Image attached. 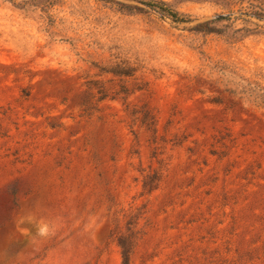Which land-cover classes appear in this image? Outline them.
Returning a JSON list of instances; mask_svg holds the SVG:
<instances>
[{"label": "rangeland", "instance_id": "1", "mask_svg": "<svg viewBox=\"0 0 264 264\" xmlns=\"http://www.w3.org/2000/svg\"><path fill=\"white\" fill-rule=\"evenodd\" d=\"M121 1L0 0V264H264V18Z\"/></svg>", "mask_w": 264, "mask_h": 264}, {"label": "trees", "instance_id": "2", "mask_svg": "<svg viewBox=\"0 0 264 264\" xmlns=\"http://www.w3.org/2000/svg\"><path fill=\"white\" fill-rule=\"evenodd\" d=\"M31 0H23L22 5H26L30 2ZM58 0H33V5L34 6H41L44 10H47L49 7H51L53 4H55ZM113 1L115 3L120 4L121 8L125 9H130V8H135V6L124 3L121 0H109ZM205 1H211L214 3H219L227 6H234L238 5L239 8L238 10L241 13H246L252 16H257L260 18H264V0H205ZM146 3V2H142ZM20 5V3H19ZM146 5L150 6L148 3ZM151 7V6H150ZM230 11H233V8H231ZM169 14L173 16L175 20H183V15L177 11L170 10ZM228 17H223L219 19H227ZM149 185V184H147ZM123 264H130V253L129 252H124V262Z\"/></svg>", "mask_w": 264, "mask_h": 264}, {"label": "water", "instance_id": "3", "mask_svg": "<svg viewBox=\"0 0 264 264\" xmlns=\"http://www.w3.org/2000/svg\"><path fill=\"white\" fill-rule=\"evenodd\" d=\"M147 8H150V6L147 5ZM230 13H222V14H217L211 17V19H219L223 17H228Z\"/></svg>", "mask_w": 264, "mask_h": 264}]
</instances>
